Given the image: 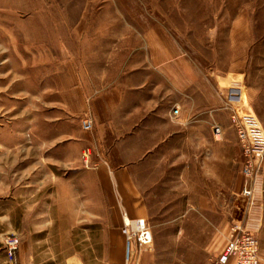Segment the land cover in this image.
<instances>
[{"label":"rangeland","instance_id":"rangeland-1","mask_svg":"<svg viewBox=\"0 0 264 264\" xmlns=\"http://www.w3.org/2000/svg\"><path fill=\"white\" fill-rule=\"evenodd\" d=\"M149 30L180 45L218 102L202 112L197 96H184L179 115L171 110L175 121L209 126V137L205 127L204 137L200 130L142 148L133 173L154 240L141 264H213L230 224L255 215L241 196L244 158L227 87L242 76L243 104L264 129V0H0V233L20 235L23 264H124L122 212L107 203L96 165L61 161L58 121L50 119L59 118V102L77 101L76 64L97 70L108 51L120 74L126 61L147 58L134 47ZM58 89L68 97L49 98ZM261 181L264 196V171Z\"/></svg>","mask_w":264,"mask_h":264},{"label":"crops","instance_id":"crops-1","mask_svg":"<svg viewBox=\"0 0 264 264\" xmlns=\"http://www.w3.org/2000/svg\"><path fill=\"white\" fill-rule=\"evenodd\" d=\"M145 39L144 45L142 46L141 42L134 50L142 53L143 48L147 52V58L142 59L140 55L126 61L127 65L119 71L120 74L114 75V66L108 63L107 50L106 60H102L97 70L87 71L83 69L82 63L80 66L76 64L73 97L77 101L74 106L59 102V118L50 119L58 121L55 120L58 129V135L55 137H59L58 149L64 154L61 161L96 165V171L98 170L103 178L105 191L102 193L111 199L107 203L112 207L116 205L121 212H127L130 218H145L148 211L144 191L142 186L136 183L133 173L134 165H141L143 155L148 152L142 148L160 145L161 142L172 145L181 137L185 141L188 136L194 137L195 132L200 130L204 137L205 127L207 136H210V127L205 124H187L185 117L176 121L172 119V107L187 102L184 96H197L202 104L198 103L195 107L202 112H208L212 103L218 102L212 94L210 83L200 76L194 61L180 50V45L168 34L149 30ZM248 88L251 94L254 88L252 85ZM52 91L48 92L49 98L56 94L58 99L68 97L64 96L60 89ZM48 107H51V113L55 112L52 111L55 109L54 105ZM87 112H90L94 119L92 131L82 128V120ZM79 118L81 120L77 123ZM67 119L75 123L67 122ZM150 131L157 133L156 139L147 142V134ZM197 135L199 136L198 133ZM92 145L93 149L90 148ZM71 149L74 153L67 158V152ZM1 172L0 160V177ZM252 222L256 223L255 228H258L264 264L262 191L258 194ZM2 236L3 233H0V243H3ZM3 247L0 245V264H13L3 255ZM104 257L110 259L109 255ZM144 259L143 264H149L146 260L149 258ZM16 264H23L20 249L16 255Z\"/></svg>","mask_w":264,"mask_h":264},{"label":"built area","instance_id":"built-area-1","mask_svg":"<svg viewBox=\"0 0 264 264\" xmlns=\"http://www.w3.org/2000/svg\"><path fill=\"white\" fill-rule=\"evenodd\" d=\"M228 83L231 85L227 87V105L244 158L241 167L243 177L241 196L247 202L248 210L253 211L258 194L262 191L260 184L264 171V129L251 109L243 104L242 76L232 78ZM242 106L246 109L242 110ZM179 113L180 108L175 106L173 114L179 115ZM82 128L85 131L94 129V119L90 112L85 114ZM213 129L217 136L223 132L219 124H216ZM122 218L121 231L125 240L124 264H141L142 252L147 250L154 240L152 227L145 218H130L125 211L122 212ZM255 227L256 223L252 220L249 223L244 220L233 221L230 224L225 245L213 264H262L260 238ZM2 237L7 257L11 263H15L21 237L17 232L5 233Z\"/></svg>","mask_w":264,"mask_h":264}]
</instances>
